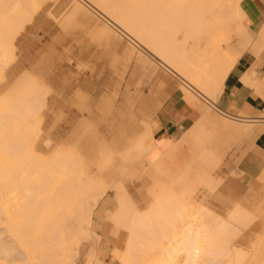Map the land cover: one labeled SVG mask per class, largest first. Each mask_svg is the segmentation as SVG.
<instances>
[{"label":"bare ground","instance_id":"bare-ground-1","mask_svg":"<svg viewBox=\"0 0 264 264\" xmlns=\"http://www.w3.org/2000/svg\"><path fill=\"white\" fill-rule=\"evenodd\" d=\"M241 1L237 0L232 5H228V0H176L179 3L205 5V7L185 10V14L190 17L191 22L188 25L181 26L179 29L186 35L176 37L173 31L161 32L147 24H140L143 28L140 33H136L130 28L129 19L126 18L122 10L114 7L108 0H86L99 12V17L107 25L116 30L118 27L124 31V36L131 43L143 46L168 71L183 80L187 91L185 92L187 93L186 100L189 104L194 105L196 101H203L209 108H213L220 115L229 119L234 117L224 115L215 108L218 98L214 94V81L225 65L223 56L219 55V48L222 47L220 40L223 25L229 20L237 19L242 23L244 14L240 7ZM31 2L32 0H0V97L9 96L7 106L0 104V163L8 165L4 171H0V251L4 253V255H0V264H68L71 259H79L81 256L85 258L94 256L98 264H102L100 261L101 237L95 232L93 222L95 211L103 198L94 204L90 203L84 196L85 185L80 178L78 177V179L70 183L69 179L72 180L70 177L68 179L69 183H63L56 190L46 194V196L56 194L59 199H33L44 195L39 188V184L34 183L36 186L33 184V165L41 163L38 162L40 161L39 159L31 154L33 153V142L28 141L30 136L29 127L37 110L41 111L46 106V103L41 102L44 100L39 96L18 102L15 95H10L25 74H32L23 73V75L19 76V64L15 65L13 69H8L4 62L6 61L4 59L7 57L6 54L12 53L13 56L15 55L13 52L16 46V33L19 30H24L25 25L33 20V13L30 11ZM167 2L169 1L167 0ZM81 3L85 5V1L79 0V5L74 10L78 9L79 12L87 15ZM250 40V37L244 39L239 48L233 46L225 49L229 50L231 55L237 49H246ZM254 49H256L255 46ZM132 57L130 52H126L125 71H127L133 61ZM14 77H16L15 81L11 82ZM9 82L12 85L6 89ZM220 115L218 119L217 116L211 114L210 118L213 122L215 134L212 135L206 145L189 141L194 148L191 151H197H194L196 153H193V157H198L197 161L195 158V161L192 160V162H198L199 164L196 163L194 166H189L185 170L187 172L183 173V177L179 179L183 185L191 187L190 201L201 215L209 220L212 232H215L216 224L222 223L225 226V236L235 246V242L252 226L256 221V217L244 209L245 207L243 206L245 205L242 207L238 205L242 215L247 217V219L238 220L233 217L232 213L236 207L231 210L227 218H224L207 207L205 203L197 202L198 199H195L196 193H198L197 188L201 185H206L205 177L211 176L214 178V173L221 169L226 154H228L227 146H225L229 144H226L227 139L233 140L232 126L227 122L221 121ZM151 128L153 132L154 128ZM254 131L256 130L249 128V134ZM152 132L151 139L145 145L149 151H152L155 147L152 140ZM215 135H221V138ZM214 136L215 138L213 139ZM32 137L30 136V139ZM249 138H251L250 135ZM232 140H229L230 144L232 142L235 144V142H240L244 139ZM29 149H31V153ZM177 149L181 150L180 148ZM247 150L248 148H245V152ZM149 153L136 155L132 160L129 159L124 162L132 163L133 173H138V171L140 172L145 168L144 164ZM210 156L215 157L214 165L210 160ZM49 166L47 165V167ZM155 171L156 169L151 165L149 174H153ZM40 173L42 172L40 171ZM142 173L144 174L146 171ZM262 176H264V173ZM214 179L218 180V178ZM218 181L216 190H210L211 194L216 193L222 186L223 179ZM119 183L121 184L122 194L127 197L129 204L137 209L122 181H119ZM33 185L38 188L33 187ZM81 200H85L84 208L81 206ZM69 214L72 225L66 229L65 218ZM172 222L171 205L165 199L157 209H154L153 212L143 217L135 225L137 232L135 259L139 261V264H170V261L176 259L173 253L183 237V229L180 225H177L175 229L171 228ZM88 227L95 234L94 247H89V241L85 239L89 235ZM145 231L147 234L149 233V236L151 234V240H146V237H143L142 234L145 233L147 235ZM154 231L156 232L154 233ZM145 243L149 245L148 251L142 249L146 245ZM197 243L198 246L201 245L202 240ZM141 245L142 247H140ZM139 247L142 252L146 250L143 256L139 253ZM219 247L220 245L217 241L213 240L209 254L205 258V264H213V261H216L217 264H226V257L218 255ZM117 253L122 252L116 251V256Z\"/></svg>","mask_w":264,"mask_h":264},{"label":"rangeland","instance_id":"rangeland-1","mask_svg":"<svg viewBox=\"0 0 264 264\" xmlns=\"http://www.w3.org/2000/svg\"><path fill=\"white\" fill-rule=\"evenodd\" d=\"M83 1H85V5L81 4L84 6L83 10L87 15L79 12L75 17L74 24L65 29L62 19L76 12L74 9L79 5V0H32L30 11L33 13V20L25 25L24 30H17L16 46L13 52L15 55L6 54L7 57L4 58L8 69H13L15 65L19 64V76L23 73L36 75L35 77L47 88L48 92L47 96L42 97L44 101H41L45 102L46 106L39 111V135L31 136L32 139L30 136L28 138L29 142H33V153L45 155L43 159L34 155L41 164L35 163L33 165V184H39L41 192L43 191L42 194L46 196L48 192L56 190L61 184L72 183L78 179L74 172L72 159L47 157L58 146H73L78 160L90 172L95 170V165L102 154L106 150H111L116 154L111 168L119 166L122 172V174L120 172L119 178H123L124 185L131 198L137 202L138 209L144 210L153 203L151 190L155 182L159 181L165 185H172L183 177V173L187 172L185 170L189 166L198 163L192 162V160L197 161L198 157L195 156L196 159L193 157V153L197 151H191L194 149L189 143L191 138L184 136L185 129L190 124L182 129L178 139L175 140L174 144L177 142L180 144L181 153L166 161L163 169L166 175H159L157 170L153 174H149L148 161L145 162L144 169L140 168L142 170L134 174L132 163L122 162L118 154L134 147L136 140L143 134L146 125L156 127L157 112L160 102L164 98L163 90L165 88L178 89L189 104L186 100L187 93L185 92L187 91L182 79L157 67V63L160 61L156 57L143 46L131 43L124 36V31L118 27L116 30L107 25L99 17V12L86 0ZM168 1L176 2V0ZM235 1L237 0H228V5H232ZM108 2L116 5L124 2V0H108ZM35 3H38L39 6H34ZM128 22L134 32H141L143 28L141 23H134L130 20ZM230 29L231 24L227 21L223 25L221 37V40L225 42L223 44L220 42V45L226 49L236 46L244 37V35L231 36ZM94 34L105 35L107 39L101 44L93 39ZM228 34L230 37L229 44L226 41ZM245 50H239V53ZM127 51L134 58L132 57L133 61L125 71V54ZM121 57L123 60L116 63L114 58ZM9 58L12 60L10 61ZM135 64L140 67V71L133 76ZM160 76L165 78L162 87L158 83ZM15 79L16 77L11 82ZM11 82L7 84L6 89L10 88ZM105 96L111 97V106L107 110H102L99 106V100ZM189 107H192L191 109L196 112L209 109V106L203 101H196V104H189ZM210 109L213 110L211 113L213 116L218 113L213 108ZM217 118L219 119V117ZM82 127H91L93 131L90 135L83 136L77 141L76 133ZM216 137L221 138V135ZM229 140L227 139L226 144H229L225 146L232 145L228 147L230 151L226 147L228 154H226L224 163L221 169L214 173V178H218V180H224L226 177L224 170L231 163H238L246 145L244 140L235 142V144L233 142L230 144ZM63 163L65 164L63 165ZM47 165H51L50 168ZM6 167H8L6 163H0V171H4ZM143 171L146 173L143 174ZM176 176H179L178 181H176ZM70 177L72 180L69 179ZM65 180L67 181L65 182ZM34 185L33 187L36 186ZM176 187L179 189L180 185L177 184ZM107 189L111 191V189ZM197 190L198 193L195 196V199H198L197 202L205 203L207 207L218 213L212 204L217 192L211 194L206 185L199 186ZM44 196H42L43 198L35 196L36 198L33 199H59L56 194ZM112 196L115 197V194ZM115 200L117 201V199ZM112 213H108L107 217H110ZM227 216L224 217L227 218ZM105 222L114 229L115 236L121 231L128 235L123 228L117 229L112 224L111 219H105ZM94 229L99 234V228L95 227ZM246 232L235 242L236 247L248 249L249 244H252L258 237V235H246ZM148 234H142L146 240L151 238V234L150 236ZM100 237V261L102 264H118L115 252H112L108 243L103 241L102 236ZM245 243L248 245L244 246ZM145 244L142 249L148 251L149 245ZM140 247L139 253L143 256L146 250L142 252ZM123 248L125 249L126 245ZM249 262L250 264L264 263V250L258 246L251 248Z\"/></svg>","mask_w":264,"mask_h":264},{"label":"snow or ice","instance_id":"snow-or-ice-1","mask_svg":"<svg viewBox=\"0 0 264 264\" xmlns=\"http://www.w3.org/2000/svg\"><path fill=\"white\" fill-rule=\"evenodd\" d=\"M34 6H39L38 3ZM99 7V5H97ZM114 7L122 10L127 19L134 23L147 24L158 31L169 32L173 31L176 37L185 36L186 33L180 31L181 26L190 24V17L185 14V10L205 7V5L187 4L179 2H167V0H124V2L114 5ZM79 14L78 9L71 16H66L62 19V24L65 29L70 28L75 21L76 15ZM231 24V36H239L246 34L245 26L240 20H229ZM93 39L103 44L107 39L105 35H93ZM221 44L225 41L221 40ZM256 45L259 49L258 53L253 59V64H259L261 67L260 75L264 76V31L258 33ZM219 55H222L225 60L223 70L218 74L214 81L215 95L217 98H221L222 93L226 94L227 84L231 80L232 76L238 66L236 57L238 52L229 54V50L224 47L219 48ZM116 63H120L123 58H114ZM257 72L253 67H248L241 70V76L237 77V80L242 79V83L239 86L252 91L253 94L259 97H264V80L257 81ZM10 95H15L18 102L39 96H47V88L33 75L25 74L24 78L20 80ZM9 96L0 97V104L7 106ZM99 106L102 110H107L111 106V97L105 96L100 98ZM212 109H205L200 112L189 109V112L194 117L189 127L185 129L184 136L191 137V141L198 142L200 145H206L214 135L213 122L211 120ZM237 115L233 119L228 117H220V120L226 121L233 130V139L243 138L247 143V147L250 153L254 152L256 147L261 149L258 158L264 162V115L259 117L250 116L246 113L245 108L242 105L237 106ZM215 116L219 117V113H215ZM177 118L183 119L182 114H177ZM39 111L32 118V123L29 127L30 136L39 135ZM249 128L256 129V131L249 134ZM93 129L91 127H82L76 133V139L83 136L90 135ZM152 128L150 125H146L143 134L136 140L133 148L126 152L119 153V159L124 162L134 158L136 155H143L149 153L146 148V142L151 139ZM249 135L251 138H249ZM31 153V149H29ZM33 155L40 156L41 159L45 158V155L31 153ZM48 158L57 159L60 157L70 158L74 162V172L81 182L85 185V198L94 204L96 201L107 196L115 194L116 199L119 200L118 208L110 215L112 224L117 228H123L127 233V246L122 253H117L118 264H139L135 259L137 251V232L135 225L138 224L141 219L147 216L149 213L157 209L162 201L168 200L171 205V211L173 216V222L170 225L175 229L177 225H180L183 229V237L177 244L173 255L175 260L170 261V264H195V259L198 249V241L206 238V233L203 224L197 221L196 217L202 216L197 208L190 201L191 187L183 185L182 181H178L172 185L161 184L159 181L154 183L151 190V196L153 203L150 207L144 210H139L132 207L125 195L122 194L121 184L119 182L114 183L111 186V191H108L104 182L105 170L111 168L114 164L116 154L111 150H106L100 160L95 165L94 171H88L78 160L73 146H58L54 151L47 155ZM152 157V152L151 156ZM153 167L157 170L158 174L166 175L164 170L160 167L161 158L152 157ZM210 160L213 165L215 164V157L210 156ZM206 187L215 191L219 183L211 176L205 177ZM262 188H264V176L261 177ZM180 184L179 189L176 185ZM84 201L81 200V206L84 208ZM261 212L264 213V190L261 192ZM236 219H247L243 216L240 208L237 206L232 213ZM66 229L72 225L70 214L65 218ZM89 235L87 238L89 241V247H94L95 234L91 232L90 228L87 229ZM213 240L217 241L220 245L218 248V255L226 257V264H250L249 254L253 247H260L264 250V231H261L258 237L249 245L248 249L236 248L233 243L225 236V226L222 223L216 224V230L212 233ZM0 255H4L0 251ZM68 264H98L94 256H81L79 259H71ZM213 264H217L213 261Z\"/></svg>","mask_w":264,"mask_h":264},{"label":"crops","instance_id":"crops-1","mask_svg":"<svg viewBox=\"0 0 264 264\" xmlns=\"http://www.w3.org/2000/svg\"><path fill=\"white\" fill-rule=\"evenodd\" d=\"M240 7L244 14V20L242 23L245 26V30L248 32L243 34L244 37L234 47L239 48V45L248 37H250L251 40L246 50L244 49V52L239 53V49H237L236 52L240 54L236 57L238 66L236 67V71L231 80L227 84L226 94L222 93L221 98L217 99L215 108L224 115L235 118L239 115L237 106L242 105L248 115L259 117L264 115V97H259L258 95L253 94L252 91L239 86V83H242L243 81L242 79L237 80V77L241 76V70L251 66L257 72V81L264 80V76L260 75V65L258 63L253 64V59L259 51L255 42L258 38V33L264 31V0H242ZM227 42L228 44L230 42L229 34ZM254 46L256 49H254ZM162 65L161 62L157 63V67L162 68L166 72L175 76L172 72L168 71L164 65ZM139 69L140 67L135 64L132 74L136 75L140 71ZM163 77L164 76H160L158 79L160 87H162V84L165 82V78ZM163 94L164 98L161 100L157 112V126L152 132V140L155 147L151 151L152 157L161 158L160 167L162 169H164L167 160L172 159L176 157L177 154L179 155V153H181V150L177 149L180 148V144H178V142L174 144L175 140L178 139L182 129L189 126L194 119L189 112V109H191L189 104L184 100L183 95L178 89L172 90L165 88ZM178 113L182 114L184 118H177ZM245 148L247 149L248 147L245 145L243 148V155L240 157L238 163H231L224 170L226 177L223 180L222 186L217 191L212 204L216 211L221 216L223 215V217L227 215L229 216L231 210L238 205L241 207L245 205L243 206L245 207L244 209L248 210L256 217V221L246 232V235L254 236L259 235L261 231H264V213L261 212V192L264 188H262V181L260 180L264 173V162L258 158L261 151L259 147H256L252 153H250L249 150L245 152ZM151 152L147 155L149 167L153 165V160L149 157L151 156ZM120 172L121 169L119 166H114L113 168L106 170L104 174V182L109 189H111V186L114 183L119 181H122L124 185L123 178H119ZM115 199L116 198L113 196L103 198L95 211L93 228H99L100 236L103 237L104 242L108 243L112 252H123V247L126 245L127 234L121 231L115 236L114 229L105 222V219H110V217H107V214L114 212L119 206V203L117 202L118 199L117 201ZM133 202L138 209L137 202L134 200ZM247 245V243L244 244V246Z\"/></svg>","mask_w":264,"mask_h":264},{"label":"clouds","instance_id":"clouds-1","mask_svg":"<svg viewBox=\"0 0 264 264\" xmlns=\"http://www.w3.org/2000/svg\"><path fill=\"white\" fill-rule=\"evenodd\" d=\"M197 221L203 224L206 238L202 240L201 245L198 246L195 264H205V258L209 254L210 247L213 242L212 230L209 220L206 217L198 216Z\"/></svg>","mask_w":264,"mask_h":264}]
</instances>
